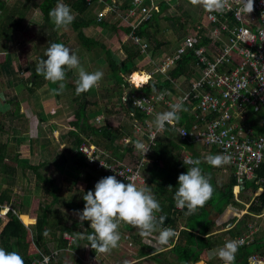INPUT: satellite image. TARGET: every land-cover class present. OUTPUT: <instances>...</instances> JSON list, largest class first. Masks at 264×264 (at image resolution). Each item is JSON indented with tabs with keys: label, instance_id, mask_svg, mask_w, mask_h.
<instances>
[{
	"label": "trees",
	"instance_id": "1",
	"mask_svg": "<svg viewBox=\"0 0 264 264\" xmlns=\"http://www.w3.org/2000/svg\"><path fill=\"white\" fill-rule=\"evenodd\" d=\"M87 1L88 0H40L38 5H33L32 3L30 5H27L26 2L25 4L13 3L12 7L6 8L5 1L0 0V44L3 47H6L8 45L7 42L10 41L11 37L14 38V35L19 29H21L22 26L30 23V21H28L26 17L27 12L30 10V8L37 9V15L40 21L44 22V24H46L48 27H54V24L49 17V12L50 10L55 8L58 3L62 2L71 7L72 12L75 16L73 23L66 28L70 32L76 34L75 38L79 41L78 44L86 51L92 52V54L94 55H96L98 51H104L103 57H101V59L103 60V63L107 65V69L109 71V73L104 74V76L115 80V88L113 87L114 90L120 89L121 91H125L127 88H130L131 95H145L151 92L153 89L162 90L171 87L169 80H164L155 86H143L139 88H132L129 86V82L127 80H123V75L121 74L131 73V71H133L132 69L138 66V61L140 58V56L138 55V51L132 49L129 43L123 44V48L126 51V57L123 61L120 62L112 56L110 49L107 48L104 43L100 42V40L96 39L94 36L86 35L85 30L91 26H96L101 29L108 28L113 32L115 31L114 35L119 38L121 31L122 33H128L131 27L124 26L121 22L120 24L122 25H112L111 22L104 21L105 17L102 18V20H98V15L103 10V3H101L102 0H100V3L99 0H89L90 5H88ZM174 4H176L175 0L171 1L170 3H166L164 1L158 2L159 13H152V17L150 18V20L143 22L142 24H138L134 29V34L140 37L146 36L149 38L153 37V39H155L157 33L160 32V21L167 20V18H163L161 20L159 19V16H161V14L165 12L164 9H166L167 6H174ZM173 20L177 24H179L180 27H184L182 23H180L179 18H174ZM34 25L36 28L38 27L36 23ZM206 27V24H201L200 28L195 29V31L198 33L207 32ZM60 36H63V34H59L58 37H55L54 39H49V45L51 43H63L65 45L64 42L60 41ZM201 40L206 41L205 37H202ZM168 43H171V38L166 41L157 40L156 47L158 48L159 46L164 44L169 45ZM45 53L46 52H44V54L38 55L37 62H40V60L42 59H46ZM190 60L191 63H193L192 55L190 54V52H186L182 60L175 63L172 67L169 73L170 78L175 80L179 76L187 75L188 71L186 68V63H188ZM31 63H33V61ZM1 64V67H3L4 69V74L8 75L10 73L8 69L9 58L6 54L0 56V65ZM19 66L20 65H18L17 68ZM36 66L37 65H31L28 62L23 67L24 74L22 75V78L20 80L22 82L26 79V83L22 84H24L26 90L30 93L33 92L32 89H44V87L42 88L43 84L46 82H50L43 76L36 73ZM73 72V69L67 70L66 79L65 81H63V83L65 84V88L62 93L58 94V84L53 85L55 86L56 99L60 98L61 95L66 91H69V93L71 94L72 103L77 107L76 111L74 112V122L71 123L72 130L69 132L70 137H73L72 146L74 150H77V148L83 144V140L80 138V135L83 134L87 137L89 144H93L96 147H98L96 140H103L105 142L107 141L106 145L109 146L108 150L114 151L115 154H113V156L117 157L119 160L122 155H124V153L118 152V150H122L123 148L121 145L115 144V142L118 140H123L125 134L123 136L121 135V129L118 130V128L108 127V125L103 122L104 119L100 122L102 123L100 126L91 124V122L95 120L94 117H96L95 115H97L99 111L95 112V110L93 111L88 109V107L93 104L92 102H89L88 97L93 96L92 94L94 93V91L96 92V88L94 87L91 91L77 94L76 82L78 80V73ZM108 99H110V96L108 97ZM119 102L120 107L118 108L123 110L126 109L125 116H127V105L123 106L124 103H122L121 100ZM94 105L95 107L98 106L97 102H94ZM132 110L133 111L130 112L133 115L132 118L139 117V111L133 108ZM16 113L17 109L14 110L11 116H15ZM256 118H264V109L261 112L255 114V116L250 117L246 123L256 128ZM193 122L194 118L192 115H190V118L188 120L183 121V119L181 118L179 122H176V124L178 126H183L185 129L189 130L192 125L195 124ZM121 128L123 130H127L128 127L122 126ZM75 130L77 132H75ZM257 130L262 131L259 128H257ZM90 135L94 136L96 140H92L90 138ZM177 138L178 136L176 135V133L169 127H167L166 130L162 133L161 139L157 140L156 147L153 149V152L150 156V158H152L153 160V164L152 168L149 171L147 186L151 188L152 192L159 200L162 207V212L157 213L158 217H164L161 227H178L176 225L177 220L175 218L177 217H175V214L177 213L186 215V213L188 212L186 207L183 210L177 212L174 208L176 206L174 193L178 187V176L181 173H186L188 168L193 166L187 165L185 160L181 158L180 153L182 151H185L188 154L189 160L198 159L197 155L194 153L193 145H189V142H186V144L185 142H180L179 138ZM17 140L18 142H24L25 138H18ZM24 146L25 144H22V147ZM5 149L6 147L4 145H1L0 128V166H4L7 169H12L13 166L11 165V162L14 161L16 162L15 165H18L19 169L21 170L23 168H26L31 169L33 172L36 171V167H32L27 164V161H25L27 160L25 159V156L22 157V160L20 159V154L14 155L12 157L13 160L9 161L7 157L8 155L5 154ZM123 151H125V153H129L131 152V149L128 150L124 148ZM73 160H75L74 169L77 172H81L82 170L87 171V173H85L87 185L84 193L86 194L89 190H91V188L94 189L93 182L97 183L98 180L96 179H101L103 176L105 177V175L101 172L96 171L93 166L88 165L84 156L81 154H76L75 156H73ZM118 160L111 158V161L114 162H118ZM198 160L200 161L199 167L205 174L214 177L215 175H211L209 170L212 169L213 173L219 172L218 168L215 167L214 169V166H212L210 163H204V161L201 159ZM256 175H258V177L260 178L264 177V165L260 167ZM35 176L36 185H38L37 188L41 187L39 184L42 183L44 185H48L47 189H42V187L44 186L43 185L41 187V190L45 194L46 199H49V201L40 203L37 200L36 205L35 203H33V201L30 203V207L32 208V215L30 217L33 218L34 222L32 224H29L28 227H25L20 221V219L23 221L25 216H21L19 219V215H21V212L19 210L14 211V213L8 211L6 214V223L0 231V247H4L8 251H18L23 256L25 264H30L31 260L40 259V255L37 252L36 247H39V242L42 241L44 225L47 223V221H49L50 223H55L59 226L58 228L60 230L59 236L61 244L64 243L62 242V240L65 235L77 236V234L75 233V229L73 230V228L83 225L85 227V231L79 230V236H81L83 242H85L91 250V256H89V258L94 256L96 250L92 249V247L89 245V240L87 239L88 235L92 234L93 231L90 228L89 222L73 221L68 226L63 224L62 218L64 217L66 219V214L57 212L54 209L55 205L60 201V193L62 191V187H56L53 179L44 178L39 173H35ZM236 184V178L230 177L226 185H223L218 189L214 188L212 198L205 204L204 207L198 208L195 213L187 214V217L185 219V227L187 229L180 231L177 244L173 248V252L177 260L175 263L171 262L169 259H163V254H158L157 256H154L153 259L155 261H161V264H187L188 261L198 260L199 256H201L206 249H210L211 247H213L215 245V237L201 236L208 233L207 230L212 224V219L216 218L226 206H242V204L234 201L233 188L236 186ZM259 187L260 185L257 180L248 182L246 184V190L249 191L250 194L257 191ZM8 191L9 189H3L0 191V206L13 205V201L12 199H10ZM84 194L79 201H76L74 197L68 198V200L63 199L62 202L65 204V208L75 213L77 211H82L85 205V201L83 200ZM248 203L250 204L249 214L260 213V211L264 209V194L259 196L255 201L251 202V200L249 199ZM248 216L249 215H245L237 222V224L232 229L228 230L230 236L236 237L243 234V231L245 230L244 228L246 226V219ZM124 227L126 230H129V233H131V231L134 234L139 233V229H132L133 226L131 225L124 224ZM196 228H198V230L196 231V233L198 234L194 235V231L196 230ZM33 237L36 238V243H32ZM256 241L257 240H255V243L249 246L238 248V251L235 255L234 264H247V257L250 253L255 251L261 252L262 250H264V242ZM60 247L61 245H59V248Z\"/></svg>",
	"mask_w": 264,
	"mask_h": 264
},
{
	"label": "built area",
	"instance_id": "2",
	"mask_svg": "<svg viewBox=\"0 0 264 264\" xmlns=\"http://www.w3.org/2000/svg\"><path fill=\"white\" fill-rule=\"evenodd\" d=\"M170 3L173 0H132L128 10L123 13L114 11L122 23L131 27L126 38L139 48L140 54L147 55L150 44L143 37L134 34L138 24L150 20L152 13H158V2ZM90 5V1H87ZM100 3V0H99ZM176 3V0H175ZM90 7V6H89ZM202 7V6H201ZM243 0H228L223 13L208 12L203 7L207 32L183 36L179 43L166 51L160 62L150 63L155 73L162 75L182 60L186 52L193 58V69L189 75L187 90H179L175 100L166 92L133 95L130 106L137 109L139 117L131 116V134L123 140L131 149L130 162L111 161V156L99 151L92 145L82 144L75 154L84 156L88 165L106 176L116 175L117 179L127 183L133 180L142 186L146 183L145 169L153 163L150 158L156 142L169 127L175 131L182 142L205 149L208 154H228L231 162L224 167L232 169L237 180L234 188L236 201L248 182L258 181L260 187L256 192L264 194V177H258L257 171L264 165V118H256V128L248 125L247 120L264 109V0H254V11L249 15L241 12ZM104 12V11H103ZM101 12L98 20L107 12ZM132 20L135 23H131ZM200 26L196 27L199 29ZM205 37L206 41L201 40ZM203 42V43H202ZM165 78H168L167 76ZM127 79L129 84L131 81ZM161 93H164L162 96ZM170 95V98H169ZM126 98H123L125 101ZM140 100L141 106L135 101ZM181 103L182 108L190 111L195 124L187 130L183 126L165 124L163 129L155 126V117L162 108H171ZM137 141L143 142L149 151L145 154L135 147ZM109 160V161H108ZM187 163L188 158L184 159ZM120 173L121 175H119ZM242 216V215H241ZM264 217V210L256 215ZM261 223H248L247 230L240 236L225 238L239 243V247L253 243ZM264 224H262L263 226ZM63 240L67 247L74 246L76 238L65 235ZM53 257H44L40 262L31 264H48ZM248 264H264V253H252ZM83 264H104L98 256H92Z\"/></svg>",
	"mask_w": 264,
	"mask_h": 264
},
{
	"label": "rangeland",
	"instance_id": "3",
	"mask_svg": "<svg viewBox=\"0 0 264 264\" xmlns=\"http://www.w3.org/2000/svg\"><path fill=\"white\" fill-rule=\"evenodd\" d=\"M4 1L6 4V8L12 7L13 3L25 4L26 2L27 5H30L31 3L33 5H38L40 2V0H29V1L4 0ZM111 1H112L111 5L122 6V3L118 4L119 1L118 2H116V0H111ZM101 3H103V0L101 1ZM189 7L190 8H188L187 10L190 11L191 9H193L191 8V5ZM182 9H186V7L182 5L180 11H182ZM194 9H196V6H194ZM112 11L113 8L111 6H110V10L107 9L106 11H104L107 12L106 14H104L105 15L104 21L111 22L112 25L115 24L119 25L122 20L119 17H117L115 13L113 14ZM37 12H38L37 9L30 8V10L27 12L26 15L27 20L30 21V23H27V25L22 26L21 29H19L16 32L14 38L11 37L6 47L0 45L2 54H6L9 58L8 69L10 71L9 73L10 77L6 76L2 78V76H0V86L3 87V90L5 92V96H3L2 99H0V107H4L2 103L5 104L8 101H10L7 105L5 104V106H7L8 108V114L5 115L4 112L0 113L1 145H4L6 147L5 154L8 155L7 157L9 161L13 160L12 157L14 155L20 154L21 160L23 159L22 157L25 156V159H27L25 160L27 161V164L29 166L36 167L37 169L35 172H33L31 169H26V168H23L21 170L19 169L18 165H15L16 162L14 161L11 162V165L13 166L12 169H7L4 166L3 167L0 166V191L3 189H9L8 194L10 196V199H12V201L15 200L14 196L21 197L22 193L29 195V196H25L22 199L21 205L16 206L17 209H20L21 206L22 210H26L27 206L30 204V198H31V202L33 201L35 205L37 203V200L40 203L49 201V199H46L45 194L41 190V187L44 184L43 183L39 184L41 187L37 188L38 185H36L35 173H39L44 178L53 179L56 187L59 188L62 187V191L60 190L61 198L59 201V205L55 206L54 209L57 212L59 211L62 214H66V219L63 217L64 220L62 222H66V225H70L71 222L73 221H78V222L81 221L79 220V217L76 215L75 212H74L75 214H70L71 212H68V210H66L65 212V204L62 201L63 199L68 200V198H72V197H74L76 201H79L81 199V196L85 193V187L87 185L84 175L86 171L82 170L81 172H77L74 169L75 160H73V156H75L76 154L72 146L73 137H70L69 135V132L72 130L71 123L74 122V112L76 111L77 107L72 103L71 99H70L71 101L70 103L66 102L67 96L64 98V100L61 98L60 99L61 101L55 100V98H54L55 100L54 102H50L49 100H46L48 95L45 96L47 92V88L45 87L43 91H40V89L37 88V89H32L33 92L30 93L26 90L24 84H22V83H26V79L23 80L22 82L20 80L22 78V75L24 74L23 67L28 62L31 65L39 64V61L37 62L38 55L44 54V52H46L47 48L50 46L49 41H46L49 39V34L50 35L55 34L56 37H58L57 34H61V33L65 34V36H60L59 39L61 42L66 43L65 46L69 47L72 51H73V47L79 45L78 44L79 41L75 38L76 34L70 32L67 28L56 29L55 26L48 27L46 24H44V22L40 21ZM123 12H125V10L120 11V13ZM178 17H180L185 21L184 19L185 17L184 15H182V13L178 14ZM35 23L38 25L37 28L34 25ZM122 24L124 26L129 25L126 23H122ZM159 24H160V32H158L157 35L155 36L156 40L153 39V37L148 39L153 47L157 43V40L166 41L169 39L168 36L174 35L173 33H176L175 31H173L172 33V31L170 30L169 28V26L171 25L170 23L160 21ZM109 30L110 29L108 28L107 29L97 28L96 30L93 29V31L95 32H92L89 35H94L97 39L104 42L105 45L108 46V48L110 49L112 56L116 58V60L121 62L126 57V51L122 47L124 44L123 40L125 43H129V44L131 43V41L128 38H126L128 33L122 34L121 31L119 38H117L114 35L115 31L113 32L111 30V32H109ZM85 32H87V30H85ZM181 38H182L181 35L177 37V39L174 38L173 42H171L170 44L168 43L169 45L164 44L162 48L170 49L175 43L179 42ZM76 50L81 52V54H84L82 56V64H83V59L85 60L89 59L91 61V59L94 56L92 52L86 51L81 46L78 49L76 48ZM78 51L76 52L77 55H78ZM103 54L104 51L101 50L100 52L98 51L95 56L103 57ZM32 61L33 63H31ZM18 65L20 66L17 68ZM1 66L2 64L0 65V67ZM104 67L105 69L99 70L91 65L90 68L86 69V71L94 72L99 70L102 71L104 74H108L109 71L107 69V65L104 64ZM73 71L76 72L77 70L73 69ZM158 74L159 73H156L155 76L157 77ZM104 77L105 76H103L99 85L95 87L96 92L94 91V93L92 94L93 96L88 97L89 102L93 103L91 106L88 107L89 110H93V111L95 110L94 102H97V100L103 102L100 96H104V98L106 99H108L109 96L110 97L114 96L117 101H120V97H121V101L122 103H124L123 106L127 105L126 102H128V100L125 96V91H121L120 89L114 90L112 87L114 85H111L112 79H110V81L109 80L104 81ZM180 87L185 89V85L180 84ZM44 90L46 91L44 92ZM123 98H126V100L123 101ZM15 104L18 106L17 113L15 114V116L9 117L10 113H13V111L16 109ZM113 109H114L113 103H107L106 106H103L104 114L102 116L104 117V120L101 117L96 118L94 121L91 122V124L100 126L102 124L100 123L102 120L103 122H107V120H109L112 124L118 123L120 126L129 127L131 124V116L129 114L125 116L126 109L124 110L122 109V112H120L117 115H109V113L111 112V110L113 111ZM121 130L124 131L122 128ZM75 132L77 131L75 130ZM18 138H25V141L18 142L17 140ZM80 138L83 140V144H86L87 137L82 134L80 135ZM90 138L92 140L95 139V137L92 135H90ZM106 142L103 141V144L106 145ZM22 144H25V146L22 147ZM115 144L121 145L122 147L129 146L125 144L124 140H118L115 142ZM105 155L107 156L108 154ZM209 172L211 173V175L212 174L215 175L213 177V181L218 180V182L212 185L213 188L218 189L221 186L226 185L230 178V174H226V177L224 178L223 175L219 172L213 173L212 169H210ZM95 184L96 182H93V187L95 186ZM47 188H48L47 184H45L42 187V189H47ZM91 190L94 191V189L92 188ZM239 200L242 203L246 204L249 201V196L244 195L243 197H240ZM245 208L247 209V207ZM241 209L242 206L233 207V213H230L227 219H233L236 217L240 218L242 213L241 211L239 212V210ZM244 212L245 211L243 210V214H245ZM256 219L257 221L260 220V218H254L251 216H249L248 218V220H252V221ZM28 220L29 221L27 220L25 221L27 225L29 224V222L30 224L34 222L32 217H28ZM77 228L81 229L82 231H85V227L83 225L76 228L74 227L73 230L75 229V233L77 234V236H73V235L71 236L75 237L76 240L80 238ZM57 234L60 235L59 231ZM68 261L70 264H73V259L67 260V262ZM149 264L152 263L150 262Z\"/></svg>",
	"mask_w": 264,
	"mask_h": 264
},
{
	"label": "crops",
	"instance_id": "4",
	"mask_svg": "<svg viewBox=\"0 0 264 264\" xmlns=\"http://www.w3.org/2000/svg\"><path fill=\"white\" fill-rule=\"evenodd\" d=\"M118 1H119L118 4L122 3V6H120V5H111V2H112L111 0H103V8H102L103 10L101 12L106 11L107 9L110 10V6L113 8V11H116V12L117 11H123V10L126 11V10L129 9V7H130V5L132 3V0H122V1L116 0V2H118ZM182 5H184V7H186V9H182L183 12L180 11V8L182 7ZM190 5H191V8H193V9H191L189 11L187 9L190 8L189 7ZM164 10H165V12L162 13L161 16H159L160 17L159 19L162 20L163 18H167V20L163 21V22L170 23L171 24L169 26L170 30L172 31V33H173V31L176 32V33H173L174 35L168 36V38H171V42L174 41V38L177 39V37H179L180 35H181V37H183V36H187V35L192 34L195 31L196 27L200 26L201 24H206V21L204 19V11H203L202 7L197 5L196 9H194V5L191 4L190 0H177L176 4H174V6L173 5L167 6V8L164 9ZM113 11H112V13L114 14ZM158 13H159V11H158ZM180 13H182V15H184V17H185L184 19H185L186 22L183 19H181L180 17H178V14H180ZM111 14H108V15H111ZM174 18H179L180 23H182V25L184 27H180V25L177 24L173 20ZM131 23L133 24V23H135V21L132 20ZM127 26L129 27V25H127ZM97 28L98 27H96V26L95 27L91 26V27L88 28L89 31H88V29H86L87 32H85V34L88 35V36H94V35H89V34H91L92 32H95V31H93V29L96 30ZM106 31H108V30H106ZM98 32H100V31H98ZM109 32H111V30H109ZM61 34H63V33H61ZM122 34H124V33H122ZM57 35H59V34H57ZM63 36H65V34H63ZM55 37H56V35H50L49 34V39H54ZM142 37L149 42V40H148V39H150L149 37H146V36H142ZM49 39L46 40V41H49ZM100 42H102V41H100ZM179 42H177V43H179ZM8 43L9 42H7V44ZM102 43H104V42H102ZM123 43L126 44L124 42V40H123ZM177 43H175L170 49H172ZM149 44H150V42H149ZM129 45L132 47V49L138 51V55L140 56V58H139V61H138L137 68L132 69L133 71H131V73L121 74V75H123V80H127L128 79V75L130 76L133 72L144 73V74H146V78H147V81L142 86H139V85H136V84L133 85L131 83L129 85L130 87L134 88V86H135V88L136 87L139 88V87H143V86H146V87L155 86L158 83H161L162 81L169 79L171 87H168V88H165V89H162V90H158V89L154 90L153 89L154 91L152 90L149 93H155V92H166V93H168L169 92L172 95V99L171 100H175L176 99V97L179 94V90H181V89L182 90H187L188 89L187 80H188L189 74L192 72V69H193V63H191V60L188 63H186V65H187L186 68H187L188 74L185 75V76H179L175 80L171 79L170 75H169V73H170V71L172 69L171 68L168 71V73H166L164 75L159 73L158 76L156 77L155 76L156 73L152 71V69L154 67L151 65L150 59L152 58L155 63L156 62H160L161 59L165 56L166 51H168L169 49L168 48L167 49L162 48V46H164V45H161V46H159L157 48L156 44H155L154 47L150 44V47L147 50V55H144V54H140L139 48L136 45H131V43ZM79 47H80L79 45H76L75 47H73V51L76 53L78 51V50H76V48L78 49ZM107 48H108V46H107ZM3 55L4 54H2L1 49H0V56H3ZM83 55L84 54H81V52L78 51V57L80 59L81 65L85 68V70L90 68L91 65L92 66L95 65L94 67H96L99 70L105 69V67H104L105 63H103V60L101 59V56H95L94 55L93 58L91 59V61L89 59L88 60L83 59V64H82V56ZM84 58H85V56H84ZM76 73H77V71H76ZM0 76H2V78L6 77V76L10 77V74L5 75L3 67H0ZM166 76L168 78H165ZM106 80L110 81V78L105 76L104 77V81H106ZM180 84L181 85H185V89L181 88ZM111 85H115V80L114 79H112V84ZM43 87L47 88V92H46L45 96L46 95H48V96H47L46 100H49L50 102H54L55 101L54 98L56 99V97H55V86L53 85V83L52 82H46L45 84H43L42 88ZM112 87H114V86H112ZM130 90H131L130 88H127L125 90V96H126V98L128 100V102H126L127 103V108H128L129 100H130L131 96H133V95L130 94ZM40 91H43V89H40ZM45 91L46 90H44V92ZM3 96H5V92L3 90V87L0 86V99H2ZM66 96H67L66 102L70 103L71 102L70 101L71 94L69 93V91H66L64 94L61 95L60 98H58L56 100L59 101L61 98L64 100V98ZM100 97L102 98L103 102L97 100L98 106L95 107V112L99 111V113H97V115H95L96 116V117H94L95 119L103 117L101 115V114H104L103 106H106L107 103H113V107H114L113 111L111 110L109 115H117L120 112H122V109L118 108V107H120L119 106L120 102L117 101L114 96H112V98L110 97V99H106V98H104V96H100ZM120 100H121V97H120ZM9 102L10 101H8L5 104L7 105ZM2 104H3L4 107H0V113L4 112L5 115H6V114H8V108H7V106H5L4 103H2ZM17 107L18 106L15 104V108L16 109H17ZM6 108H7V110H6ZM170 109L171 108H162L161 105L159 106V110L161 111V113L169 111ZM132 111H130L128 109V114L130 112H132ZM11 114L12 113H10L9 117H11ZM179 115L183 119V121L184 120L186 121V120H188L190 118V111L182 108V110L180 111ZM103 119H104V117H103ZM108 119H109V117H108ZM105 123L108 125V127H110V128H118V130H120L121 127H122L118 123L117 124H112L109 120H107V122H105ZM261 130L264 132V129H261ZM121 133H122L121 134L122 136L124 134L125 135H127V134L129 135V134H131V128L128 127L127 130L121 131ZM176 135H177V133H176ZM159 139H161V136H160ZM179 141L181 142L180 139H179ZM96 142H97L98 147H96L93 144H89V141L87 142V144L96 147V149H98L99 151L104 152L106 154H109L111 156V158L118 160L117 157L113 156V154H115V152L112 151V150H108L109 146L103 144L102 140L101 141H97L96 140ZM185 144H186V142H185ZM193 148H194V153L197 155L198 159L203 160L204 163H209L208 160H207V157L209 155H211V154H208V156L205 157L204 156L205 149H202V148L199 149V147H195V146H193ZM118 152L124 153V155H122V157L118 160V162H122V163H125V164L130 162V154L128 152L125 153V151H123V149L122 150H118ZM180 156H181L182 159L188 158V154L185 151H182L180 153ZM152 164H149L146 167V169H145V174H146L147 180H146V183L144 185H142V186H147V182H148V179H149V171L152 168ZM1 167H3V166H1ZM213 168L215 169V166ZM216 168H218L219 173H221L224 178L226 177V174H230V177H234V175H232V169H228V168H226L224 166L216 167ZM86 173H87V171H86ZM96 180L99 181L100 179H96ZM216 182H218V180L217 181H213V177H211V184L213 185ZM236 186H237V184H236ZM234 188H233L234 201L241 204L242 202L240 200L236 201ZM255 192L250 194V192L246 190V186H245V189L241 193L239 198L243 197L244 195H246V196H249V199L252 202V201H255L259 196L263 195V194L255 195ZM256 194H259V192H256ZM25 196H29V195H26L25 193H22L21 197L14 196L15 200H13V205L12 206H0V231L3 228L4 224L6 223V219H7L6 218V214H7V212L10 211V212L14 213V211L17 209L16 206L17 205H21V201H22V199ZM60 198H61V196H60ZM30 203H31V198H30ZM42 203H44V202H42ZM57 205H59V203L56 204L55 206H57ZM249 205H250L249 203H246V204L242 203L243 207H242L241 210H239V212L241 211L242 216L240 218L236 217V219L233 218L235 220L227 219L228 215L230 213H233V207H235V206H232V205L226 206L216 218L212 219V224L210 225V228L207 230L208 233L205 234V235H202L201 237H215L214 238L215 239V242H214L215 245L213 247H211L210 249H206L203 252V254L201 256H199L198 260H196V261H188L187 264H204V263H206V264H224V262L218 256V251H219V249L221 247L224 246L225 238H227V237L234 238V237L230 236V234L228 233V230L232 229L237 224V222L241 218H243L245 215H249L251 217L257 218L256 215L259 214V213L258 214H249ZM245 207H247V209ZM174 208L176 209V212L181 210L180 208L177 207V205ZM20 209L22 210L21 206H20ZM20 209H17V210H20ZM21 210H20L21 215H19V219H20L21 216H25L24 220L22 221L20 219V221L23 223V225L25 227H28L30 222L27 225L25 221L26 220L29 221L28 217H30L32 215V213H31L32 212V208L30 207V204H29L27 206L26 210H22V211ZM66 210H68V209L65 208V212H66ZM243 210L245 211L244 212L245 214H243ZM263 210L264 209H262L260 211V213ZM68 212H71V211L68 210ZM223 213H226V214H223ZM70 214H75V213L71 212ZM249 216L246 219V226H245L244 229L247 230L248 223H261L260 229H259L258 233H256L253 243H255V240H257L256 242H260V241L264 242V225L262 226L263 221H264V217L260 218L259 221H257V219L252 221V220H248ZM175 217H177L175 219L177 220L176 225L178 227L172 228V227H169V226H163V228H172V229H174L177 232V234H178L176 237H174L169 242L168 245L161 246V245H159L157 243L158 232L157 233H153L149 237H142L140 235V233H135L134 234V233H132V231H131V233H129V230H126L125 227H124V224L122 223L121 226H120V229H119V231L121 233V240H120L119 246L117 248L113 249L111 252H108V253H100V252L96 251L94 256H98L99 258H101V260L103 261L104 264H149L150 262L152 264H161V261H155L153 259V257L157 256L158 254H163V259H169L171 262L175 263L177 260H176L175 255H174L173 248L177 244L178 237L180 235V231H182L184 229H187L185 227V219L187 217V214L186 215H181V214H177L176 213ZM63 220H64V218H62V221ZM63 224L66 225V222H63ZM58 227L59 226L57 224L50 223L49 221H47V223L44 225L42 241L39 242V247L38 246L36 247V250H37V252L40 255V259L31 260L30 264L32 262H34V261L35 262H40V261H42V259L44 257H47V256L48 257H53V259L50 260V262L48 264H70L69 261L67 262V260H72V259H73V264H83L85 262V260H87L89 258V256H91V250L89 249L87 244L85 242H83V240L81 239V236L77 240V242L75 243L74 246L67 247V244H66V242L64 240H62V242H64V243L61 244L60 243V236L57 234L58 231H60ZM135 228L136 227H133L132 229H135ZM190 229H188V230H190ZM79 230H81V229H79V228L77 229L78 233H79ZM197 230H198V228H196V230L194 231V235L198 234V233H196ZM244 231H243V233H244ZM36 242H37L36 238L33 237L32 243H36ZM253 243H251V244H253ZM251 244H249V245H251ZM59 245H61L60 248H59ZM249 245H247V246H249ZM252 253H264V250H262L261 252H256L255 251V252H252ZM252 253H250V254H252ZM247 259H248V257H247ZM247 264H248V262H247Z\"/></svg>",
	"mask_w": 264,
	"mask_h": 264
},
{
	"label": "clouds",
	"instance_id": "5",
	"mask_svg": "<svg viewBox=\"0 0 264 264\" xmlns=\"http://www.w3.org/2000/svg\"><path fill=\"white\" fill-rule=\"evenodd\" d=\"M190 2L194 6H202L208 12L223 13L228 6V0H190ZM253 11L254 0H243L241 12L249 15ZM49 17L56 29L66 28L75 19L71 7L62 2L50 10ZM45 56L46 59L40 60L36 66V73L53 84H58V94L65 88L63 81L66 79L67 70H77V94L97 87L104 76V73L99 70L86 71L78 55L63 43H51ZM161 95L163 96L164 93ZM135 104L141 106V101L137 100ZM181 110V103L173 104L169 111L156 115L155 126L163 129L165 124L179 122ZM135 147L144 154L149 151L141 141H137ZM231 159L232 157L228 154L207 157L208 162L215 167L227 165ZM187 163L193 166L188 168L186 173L178 176V187L174 198L178 208L183 210L186 207L188 210L186 214H192L198 208L204 207L212 198L214 188L211 184V176L202 171L198 159ZM83 200L84 208L82 212L77 211L76 215L81 222H90V228L93 231L87 239L92 249L100 253L111 252L119 246L121 240L119 229L122 223L138 228L142 237H149L158 232L157 243L161 246L168 245L178 235L172 228L161 227L164 217H158L157 213L162 212V207L151 188L140 186L133 180L124 183L118 180L116 175L103 177L95 184L94 191L89 190L84 194ZM238 247L237 241L230 240L219 249L218 256L224 264H234ZM0 264H25V261L18 251H8L0 247Z\"/></svg>",
	"mask_w": 264,
	"mask_h": 264
},
{
	"label": "bare ground",
	"instance_id": "6",
	"mask_svg": "<svg viewBox=\"0 0 264 264\" xmlns=\"http://www.w3.org/2000/svg\"><path fill=\"white\" fill-rule=\"evenodd\" d=\"M131 83L133 85H139V86H142L146 81V74L144 73H139V72H133L131 75H130V79Z\"/></svg>",
	"mask_w": 264,
	"mask_h": 264
},
{
	"label": "water",
	"instance_id": "7",
	"mask_svg": "<svg viewBox=\"0 0 264 264\" xmlns=\"http://www.w3.org/2000/svg\"><path fill=\"white\" fill-rule=\"evenodd\" d=\"M128 109L130 110V111H132V107L128 104Z\"/></svg>",
	"mask_w": 264,
	"mask_h": 264
}]
</instances>
